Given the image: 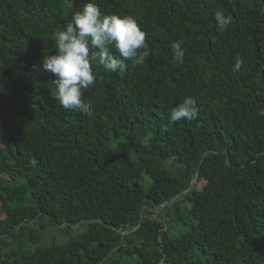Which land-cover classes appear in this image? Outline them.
I'll use <instances>...</instances> for the list:
<instances>
[{"label":"trees","instance_id":"1","mask_svg":"<svg viewBox=\"0 0 264 264\" xmlns=\"http://www.w3.org/2000/svg\"><path fill=\"white\" fill-rule=\"evenodd\" d=\"M88 2L149 53L92 62L91 116L33 67ZM188 96L197 118L170 123ZM0 264H264V0H0Z\"/></svg>","mask_w":264,"mask_h":264},{"label":"clouds","instance_id":"2","mask_svg":"<svg viewBox=\"0 0 264 264\" xmlns=\"http://www.w3.org/2000/svg\"><path fill=\"white\" fill-rule=\"evenodd\" d=\"M214 15L217 30L226 31L232 23L231 17L219 10ZM147 47L146 33L133 17L104 15L96 4L88 2L73 13L71 22L56 34L55 52L45 55L40 65L33 67L36 71L43 70L55 76L52 97L61 108L91 116L92 106L83 99V92L95 82L92 62H98L110 73L125 70L126 61L141 66L149 53L140 50ZM111 48L119 53V58L112 54ZM171 52L174 62L183 63L185 49L182 42H173ZM242 64L243 61L237 59L233 71H239ZM196 104L192 96L185 97L183 102L171 109L170 123L196 119Z\"/></svg>","mask_w":264,"mask_h":264},{"label":"rangeland","instance_id":"3","mask_svg":"<svg viewBox=\"0 0 264 264\" xmlns=\"http://www.w3.org/2000/svg\"><path fill=\"white\" fill-rule=\"evenodd\" d=\"M177 230H181V229H179V227H178V228L176 229V231H177ZM83 231H84V226H83V225H80V226H78V227L73 228V229H72L68 234H66V236L63 238V236L60 235L59 232H55L53 229H51V230H49V231L47 232L45 240H46L47 238H50L51 235H54L55 238H56L57 240L60 241V240H62V239H67L68 237H71V236H76V235L80 234V233L83 232Z\"/></svg>","mask_w":264,"mask_h":264}]
</instances>
